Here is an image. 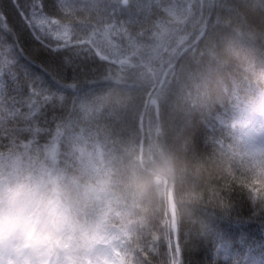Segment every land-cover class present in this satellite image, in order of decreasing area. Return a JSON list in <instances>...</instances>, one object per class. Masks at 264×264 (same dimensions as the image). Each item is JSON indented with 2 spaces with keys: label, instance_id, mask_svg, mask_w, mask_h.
I'll use <instances>...</instances> for the list:
<instances>
[{
  "label": "clouds",
  "instance_id": "clouds-1",
  "mask_svg": "<svg viewBox=\"0 0 264 264\" xmlns=\"http://www.w3.org/2000/svg\"><path fill=\"white\" fill-rule=\"evenodd\" d=\"M183 31L128 54L140 73L127 70L118 101H85L46 142L0 148V264H168L165 241L233 184L257 182L264 201V60L257 70L246 55L264 30L235 28V65L218 54L161 90L165 54L196 51L198 32Z\"/></svg>",
  "mask_w": 264,
  "mask_h": 264
},
{
  "label": "snow or ice",
  "instance_id": "snow-or-ice-1",
  "mask_svg": "<svg viewBox=\"0 0 264 264\" xmlns=\"http://www.w3.org/2000/svg\"><path fill=\"white\" fill-rule=\"evenodd\" d=\"M100 2L101 0H58V3H54L46 11L44 0H24L23 3L13 0V6L22 21L32 36L40 42L42 49L48 53L47 58L39 63L32 57L25 56L16 40V34L8 25L7 17L0 11V28L14 39L12 45H6L5 51L0 52V148L9 145L18 135L25 139L35 136L39 141L43 135L49 134V120L46 117L41 120L44 116L42 109L48 103L53 108L57 103L62 106L64 92L67 90H71L79 98L85 85L89 86L88 91H94L96 86L104 82L108 95L114 102L119 100L127 81L126 45L123 33L115 37L111 32L105 35V21L99 10ZM241 7L245 11L242 12ZM221 10L228 14L222 15ZM258 10L264 12V0H255L254 4H249V0H240L239 5L229 3V0H205L200 5L202 19L196 44V49L201 42L205 44L200 56L206 53L209 58L216 57L217 49L221 46L229 54L238 49L246 51L245 43L235 38L234 29L240 27L264 30V15H257ZM3 38L0 35V39ZM13 51L14 55L9 59L7 53ZM35 51L39 52L40 49ZM186 53L183 45L178 42L171 56L178 61ZM22 56L27 61L23 82L17 72L12 71V66ZM69 70L72 73L71 83L66 82ZM5 74L9 77L8 82L4 80ZM172 74L175 75L174 72ZM169 82L168 79L160 81L158 87L165 90ZM24 89L27 90L26 95ZM149 95L146 93L145 98ZM80 108L86 110V105L81 102ZM62 119L52 117L53 121ZM209 130L212 131L211 128ZM256 183L247 182L239 187L233 184L223 193L221 203L212 210L205 211V219L198 226L174 231L165 241L167 251L164 255L168 264H184L181 247L183 245L185 248L190 235L202 239L210 234L215 235L217 252L224 254L227 264H264V239L249 240L241 233L239 242L242 251L236 252L230 258L228 254L231 243L228 235L214 229V221L233 222L232 213L239 212L247 203L253 205L254 215L258 212L264 218V201L256 202L262 189ZM261 228L264 230V225Z\"/></svg>",
  "mask_w": 264,
  "mask_h": 264
},
{
  "label": "trees",
  "instance_id": "trees-1",
  "mask_svg": "<svg viewBox=\"0 0 264 264\" xmlns=\"http://www.w3.org/2000/svg\"><path fill=\"white\" fill-rule=\"evenodd\" d=\"M20 2L23 3L24 0H20ZM203 2H205V0H195L191 7V14H188V7L184 0H127L126 4L123 3V0H101L99 10L101 17H103L105 21L104 33L106 36L110 32L113 37L123 33L124 43L126 45L125 58H128V54L133 53V50H141L145 45L155 44L157 41H161V38H167V36L164 35L166 29H169L171 32L179 29H195L199 32L202 19L200 5ZM44 3L47 6L45 9L47 11L54 3H58V0H44ZM229 3L239 5L240 0H229ZM254 3L255 0H249V4ZM240 10L242 12L245 11L243 7H241ZM0 11H3L7 17L8 25L16 34V40L19 41V46L24 50L25 56L32 57L37 63L46 59L48 53L42 49L40 42L32 36L31 31L22 21L13 6V0H0ZM221 14L227 15L228 13L221 10ZM249 15L251 16L252 14ZM257 15H264V12L258 10ZM114 28L115 30H113ZM0 35L4 37L0 39V52H4L6 45H12L14 39L11 34L4 33L2 28H0ZM170 36L173 35L170 34ZM47 42V39H45V43ZM113 43H115V41H113ZM204 48L205 44L201 42L199 48L195 51V55L189 50L186 55L178 61L171 56V53H166L165 55L169 56V62L161 66L166 70L162 74V81L170 78L174 83L175 76L189 71H195L198 67L197 61L202 63L209 59L206 53L204 56H200V51ZM36 49H40V51L36 52ZM224 49L223 46L219 47L217 49L218 54L221 57L232 59V63L235 65L237 61L231 58L229 53L224 52ZM7 55L8 58L11 59L14 55V51L8 52ZM246 55L254 62L258 70L261 60H264V49L249 50ZM25 56L19 57L16 64L12 66V71L17 72L21 82H23V73L27 65ZM131 69L132 71L140 70L137 68ZM129 71L131 72V70ZM173 72L175 75L172 74ZM71 75V70H69L66 82H72ZM4 80L5 82L9 81L7 74H5ZM88 88L89 86L85 85L84 92L81 93L79 98H77L71 90L65 91V100L62 106L57 103L56 107L53 108L51 103L45 104L42 109L44 116L41 117V120L46 117L49 120L47 127L52 129L59 121H53V116L62 118L75 116L81 111V102L93 101L97 97L108 94V88L104 82L96 86L94 91H88ZM85 93L87 94L85 95ZM24 94H27L26 89H24ZM210 135H212V131H210L209 128H200L196 137L200 149H206L207 145L205 141ZM40 140L41 142H46L47 135H43ZM252 209L253 205L247 203L240 208L239 212L232 213L233 222H229L228 220L214 221V229L221 233H226L230 239L231 250L228 254L230 258L234 256L236 252L242 251V246L239 242L241 233H244L249 240L264 239V230L261 228V226L264 225V218H262L258 212L254 215ZM235 221H242V223H235ZM187 239L188 243L185 248L183 245L181 247V258L184 260V264H227L224 254L217 252V242L214 234H210L202 239L190 235ZM166 251L167 248L164 245L161 252L165 253Z\"/></svg>",
  "mask_w": 264,
  "mask_h": 264
},
{
  "label": "rangeland",
  "instance_id": "rangeland-1",
  "mask_svg": "<svg viewBox=\"0 0 264 264\" xmlns=\"http://www.w3.org/2000/svg\"><path fill=\"white\" fill-rule=\"evenodd\" d=\"M184 1L186 2L187 7H188V14H191V13H192V12H191V7H192V5L194 4L195 0H184ZM170 34L173 35L176 39L179 40V38H180L181 36L184 35V31H183L182 29H179V30H177V31H172V32H171V31H169V29H166L164 35L167 36V37H169ZM158 42H160V41H157V43H158ZM139 52H140L139 49H135V50H133V53H137V54H139ZM131 54H132V53H131ZM125 59L128 61V60H129V57H128V58H125ZM131 68H133V67L128 63V69L131 70L132 73H135V74H139V73H140V70L132 71Z\"/></svg>",
  "mask_w": 264,
  "mask_h": 264
},
{
  "label": "water",
  "instance_id": "water-1",
  "mask_svg": "<svg viewBox=\"0 0 264 264\" xmlns=\"http://www.w3.org/2000/svg\"><path fill=\"white\" fill-rule=\"evenodd\" d=\"M123 2H124V4H125V3H126V0H124Z\"/></svg>",
  "mask_w": 264,
  "mask_h": 264
}]
</instances>
